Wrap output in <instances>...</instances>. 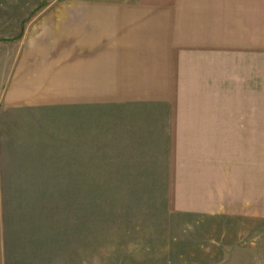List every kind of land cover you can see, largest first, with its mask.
<instances>
[{
	"label": "crops",
	"instance_id": "1",
	"mask_svg": "<svg viewBox=\"0 0 264 264\" xmlns=\"http://www.w3.org/2000/svg\"><path fill=\"white\" fill-rule=\"evenodd\" d=\"M257 1L235 0V8L239 5L241 16L262 19L264 9ZM28 4L35 12L12 40L16 44L5 55L9 57L5 69L0 17V264H30L27 251L40 243L37 234L42 235L35 231L30 203L48 200L41 195L49 197L52 186H66L71 169L80 175L82 139L98 131L100 106L119 108L124 117L128 115V122L143 123L142 114L132 116L137 106L143 112V107L162 105L166 107L162 127L181 131L185 127H179L180 119L170 108L178 106L175 101L185 90L199 88L192 84L194 68L184 67L195 54V26L201 25V41L209 46L221 42L228 32H241L243 37L246 33L223 27L227 25L221 13L227 10V0H48L32 7ZM257 42L252 39V50H258ZM224 70L219 66L202 72V116L191 125L201 128L207 178L213 182L220 179L215 171L227 162L226 156L224 160L217 156L226 139L264 136L259 133L258 114H253L258 110L256 101L254 108L251 100L247 112H240L242 93L229 92L225 80H216ZM209 81L219 83L218 92L213 84L208 86ZM250 84L252 78L245 93L256 98L257 88L253 90ZM100 90L113 92L99 99L92 91ZM194 100L188 104L198 106ZM125 126L108 124L113 144L135 141L138 135L125 133L129 132ZM10 200L11 204L4 203Z\"/></svg>",
	"mask_w": 264,
	"mask_h": 264
},
{
	"label": "rangeland",
	"instance_id": "2",
	"mask_svg": "<svg viewBox=\"0 0 264 264\" xmlns=\"http://www.w3.org/2000/svg\"><path fill=\"white\" fill-rule=\"evenodd\" d=\"M45 1L0 0L4 69L9 62L5 55L16 44L12 40L35 12L27 3L32 7ZM235 3L227 0L223 27L244 29L245 37L228 32L209 46L201 41V25L195 26V54L184 67L194 68L191 83L199 88L185 90L174 100L178 106L170 108L185 128L162 127V105L143 107V112L137 106L132 116L142 114L143 123L128 122L119 108L99 107L98 131L82 139L80 175L71 169L66 186H52L49 197L41 195L48 200L30 203L35 231L42 232L36 237L40 243L27 251L30 264H264V136L226 139L216 155L226 156L227 162L215 171L220 176L215 183L207 178L201 128L191 127L202 116V72L220 66L225 70L216 80H225L229 92L242 93L240 112H247L251 100L254 108L256 101L253 114L264 135V15L257 20L252 14L241 16ZM257 3L263 10L264 0ZM252 39L258 40V50L251 49ZM251 78L256 98L245 93ZM214 81L208 86L218 92ZM108 92L113 91H92L99 99ZM192 98L198 106L188 104ZM109 123L113 128L127 124L125 133L138 136L127 145L113 144Z\"/></svg>",
	"mask_w": 264,
	"mask_h": 264
}]
</instances>
